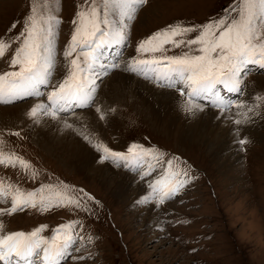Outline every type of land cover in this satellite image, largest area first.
<instances>
[{
    "label": "rangeland",
    "instance_id": "rangeland-1",
    "mask_svg": "<svg viewBox=\"0 0 264 264\" xmlns=\"http://www.w3.org/2000/svg\"><path fill=\"white\" fill-rule=\"evenodd\" d=\"M239 2L148 0L136 7L132 18L116 7L108 8V23L101 26L110 33L123 31L125 39L109 37V42L99 50V60L90 75L89 87L94 102L60 112L51 123H57L54 128L60 137L72 134L78 143L91 150L97 156L96 166L108 165L139 177L147 193L143 198H136L134 191L122 192L125 185L122 176L109 171L101 173L95 168L86 169L67 152L57 151L42 142L39 132L42 126H36V121L33 123V117L28 115L37 103L50 104L47 93L71 70L70 61L80 49L72 57H66L64 53L71 43L77 13L86 11L89 5L85 0H0V37L18 35L33 8L37 13H43L45 20L52 17L48 24L52 29L49 39L54 58L50 84L39 86L42 96L0 103L4 109L20 112L19 116H10L0 109V151L15 153L30 162L36 175L33 177L19 165H0V178L5 185L19 186L26 192L42 185L67 188L70 194L85 201L87 207V211L71 205L51 207L48 211L25 208L10 215H0L3 232L29 233L30 229L45 225L43 232L50 238L58 226L75 222L71 231L76 243L59 264H264V100H257L258 96H264V68L248 64L240 74L241 92H233L229 100L244 102L245 107L233 105L227 112H222L210 102L197 101L202 110L228 115L234 132V137L230 134L234 140L228 149H220L214 136L210 143L206 136L195 142L188 136L179 137L174 127L161 129L149 118L152 115L144 112L136 102L139 100L136 93L143 91L134 80L123 83L121 88L108 86V82L116 78L114 73L120 72L122 77L128 75L161 90L173 91L178 95L181 105L178 109L183 113L187 110V97L177 91L181 85L167 87L166 81H157L152 71L146 69V77L126 70L125 66L141 60L136 56L138 44L157 30L170 24L195 26L199 30L221 18L236 17ZM97 7L103 9L100 0H97ZM254 23L264 24L259 10ZM195 35V32L189 33L184 38ZM18 44L14 41L11 49L0 58V73L13 70L9 68L10 60ZM165 48L164 53L190 51L184 46L165 45ZM191 54H199L197 46H191ZM114 64L119 66L112 67ZM242 113L247 116L238 115ZM101 114L104 119L100 118ZM206 115L201 120L206 121L209 114ZM38 117L46 119L50 116ZM236 119L246 122L237 125ZM197 124L191 128L194 133L199 132L200 127L195 129ZM241 139L249 142L240 144ZM105 146L123 154L130 148H137L132 152L134 158L131 160H102ZM143 150L152 155L137 161L134 153ZM156 154L160 155L159 161L153 158ZM169 160L172 161L171 168L167 163ZM145 172L148 174L144 175ZM169 173H179L174 179L186 183L176 195L161 203L160 195L153 193L152 186L159 190L169 179ZM8 207L10 202L0 200V208Z\"/></svg>",
    "mask_w": 264,
    "mask_h": 264
},
{
    "label": "snow or ice",
    "instance_id": "snow-or-ice-1",
    "mask_svg": "<svg viewBox=\"0 0 264 264\" xmlns=\"http://www.w3.org/2000/svg\"><path fill=\"white\" fill-rule=\"evenodd\" d=\"M89 5L86 11L77 13L76 25L64 55L72 57L77 49H80L71 59V70L68 75L47 93L50 104L43 102L34 105L28 115L51 116L57 118L58 113L68 111L73 107H86L94 102V95L89 87L90 75L99 60V50L108 42L109 37L125 39L123 31L110 33L101 26L107 24V10L116 7L122 14L132 18L137 6L148 3V0H100L103 9L97 7V0H85ZM264 19V0H240L236 9V17H225L201 26L199 30L195 26L183 24H170L157 30L144 40L140 41L137 51L142 53L160 52V58L134 60L132 64L125 66L126 70L145 75L147 70L155 74L157 81L163 79L167 87L177 88L181 96H186L185 108L189 112L201 111L197 103L200 99H208L213 107L227 112L233 105L237 108L245 107L244 102H235L226 99L217 92V85H222L227 91L240 93V74L248 64H257L264 68V24L254 23L257 12ZM102 16L104 17L102 19ZM49 17L48 20H51ZM48 20L43 13H37L32 9L25 22L24 28L15 37H0V58L4 57L14 41L19 44L12 53L10 67L18 70L0 73V103H12L25 97H39L40 85L50 84V77L54 67V58L51 55L50 35L52 32ZM58 23V21H57ZM15 24L12 25V28ZM11 31V29H9ZM195 32L194 37L185 39L189 33ZM165 45L173 48L181 46L189 47V52L180 55L166 56ZM191 46H197L199 54H191ZM81 54L83 60H81ZM114 64L112 67H118ZM257 100H264V96H258ZM207 106V105H205ZM97 111H100L97 109ZM251 112L252 108H248ZM247 116V113L238 114ZM101 119L104 115L101 114ZM241 124V119L234 121ZM71 127V125H67ZM19 135V133H14ZM87 139V137H86ZM249 141L241 139L240 144ZM97 148L100 145H96ZM102 160L119 159L128 160V156L117 153L103 147ZM133 152V149H129ZM145 155H152L148 150L136 153L137 161ZM159 161L160 155L153 156ZM171 168L172 161H167ZM0 165L5 167H19L36 175L30 162L25 161L15 153L0 151ZM128 166V165H126ZM151 168V165H149ZM145 172L144 175H147ZM179 173H169V179L163 185L156 188L153 185V193L160 195V202L171 198L183 187L186 181L175 180ZM160 183V182H157ZM87 199H92L87 197ZM145 197V201H147ZM0 200L10 202V207L0 208V215L12 214L23 211L25 208H38L40 211H48L51 207L75 206L87 211L85 201L78 196L70 194L67 188L52 185H42L34 191H24L19 186L5 185L0 178ZM75 222L68 225H60L53 231V235L44 237L40 232L46 227L41 225L30 233L3 232V222L0 221V262L2 264H59L68 250L76 243L71 229Z\"/></svg>",
    "mask_w": 264,
    "mask_h": 264
},
{
    "label": "bare ground",
    "instance_id": "bare-ground-1",
    "mask_svg": "<svg viewBox=\"0 0 264 264\" xmlns=\"http://www.w3.org/2000/svg\"><path fill=\"white\" fill-rule=\"evenodd\" d=\"M92 73H94V69L92 70ZM113 76H116V78L112 82L109 80L110 82H108V86H110V88L111 86L113 87L116 86L117 88L124 87L123 83L128 84V82L131 83V81L133 82V80L137 85L142 86L143 93H141V91L136 93L137 99H139L136 102L140 104L144 112H146L147 114L150 113L152 115V117L150 116L149 118H151L152 121L158 124V126L161 129L166 130L168 128L172 129L174 127L179 137L188 136L189 139L191 138L190 140L195 142L199 140L201 136H206L208 142L210 143V140L214 136L215 139L217 140L216 143L219 144L218 147L220 149H224V148L228 149L229 148L228 145L232 144L234 139L230 138V134L234 137V132L232 127V122L229 120L227 114H222L220 112L217 113L215 111H209L208 109L201 110L202 112L197 111L191 113L185 110L183 113H181L180 109H178L181 107V105L179 103L178 95L175 94V92L167 89L161 90L148 83L141 82L140 80H135L133 77H129L128 75L127 76L124 75L122 77L120 72L116 74L114 73ZM108 79H110V77ZM116 82L119 83L117 84ZM0 109L6 111L10 116L20 115L18 109L15 110L8 108L4 109L3 106H0ZM206 114H209V117H206L207 120L206 121L201 120L202 118L207 116ZM2 116L4 115L2 114ZM219 117L221 119H219ZM195 120H198V122H196L198 124L195 127V129H198L200 127L198 133H194L191 130V128H193L192 126L195 125L196 123H190V122H189L190 124L187 123L188 121L192 122ZM32 121L33 123L36 121L35 123L36 126L39 127L42 126L39 130L41 136L40 139L45 144L52 145L57 151L67 152L68 154H70L72 158L76 159L77 161H81L84 167H86V169L91 170V168L92 169L95 168L98 169L101 173L109 171L115 176H122V180L125 183L122 192H128L130 190L134 191L135 195L137 194L136 198H143L145 193H147L145 191L146 188H144L143 181L139 177H135V176L132 177L131 174L126 173L121 169L109 167L108 165L96 166L97 156L91 150H88L86 147L84 148V146L78 143L77 138L76 137L74 138L72 134L68 133L69 135H63L62 137H60V134L54 128L57 126V123H51L53 121L51 116L46 119L41 117L35 119L32 118ZM44 121L46 122L43 124H38ZM61 130L63 129L61 128ZM0 264H2V262Z\"/></svg>",
    "mask_w": 264,
    "mask_h": 264
}]
</instances>
